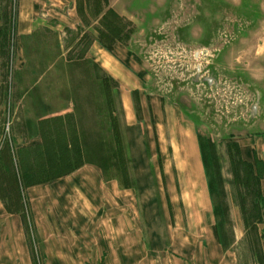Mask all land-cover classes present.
Segmentation results:
<instances>
[{
  "label": "rangeland",
  "instance_id": "1",
  "mask_svg": "<svg viewBox=\"0 0 264 264\" xmlns=\"http://www.w3.org/2000/svg\"><path fill=\"white\" fill-rule=\"evenodd\" d=\"M19 4L4 0L0 31V189L14 197L9 170L38 184L89 164L133 186L135 149L143 169L155 167L160 146L129 140L120 83L98 61L120 41L138 62L140 80L127 85L164 114L176 105L180 127L197 133L227 248L261 264L264 0H77L79 24L50 18L30 34H19ZM133 97L142 120L138 89Z\"/></svg>",
  "mask_w": 264,
  "mask_h": 264
},
{
  "label": "crops",
  "instance_id": "2",
  "mask_svg": "<svg viewBox=\"0 0 264 264\" xmlns=\"http://www.w3.org/2000/svg\"><path fill=\"white\" fill-rule=\"evenodd\" d=\"M76 1L19 0V34L33 33L50 18L74 27ZM99 52L98 61L120 83L119 110L129 140L138 135L137 145L160 146L149 158L155 167L143 169L144 156L135 149L130 187L89 164L21 187V200L18 188L10 198L0 189V264H244L237 249L219 241L195 130L180 127L176 105L164 114L139 85L140 120L136 89L126 81L140 80L134 71L138 62L120 41L112 53ZM244 158L251 160L252 152L246 150ZM25 207L31 216H25Z\"/></svg>",
  "mask_w": 264,
  "mask_h": 264
},
{
  "label": "trees",
  "instance_id": "3",
  "mask_svg": "<svg viewBox=\"0 0 264 264\" xmlns=\"http://www.w3.org/2000/svg\"><path fill=\"white\" fill-rule=\"evenodd\" d=\"M109 13H112V14H113V11L110 10V11H108L107 14H109ZM106 16H107V15H106ZM115 17H117V18L120 20L118 14H116ZM117 41H118V39H117ZM107 48H108L109 51H113L114 46H113V47H107ZM203 160H204V165H205V169H206V175H207L208 185H209V189H210V194H211V196H212V193H211V190H212V188H211L212 183H211V182H212V181L210 180V177H209L208 172H207V166H206L207 164H206V162H205V159L203 158ZM248 163H249V162H248ZM257 163H260V162L257 161ZM261 163H262V162H261ZM75 170H76V169H74V170H68V171H66V172H63L62 174H57V175H55L54 177L57 178V177H60V176H62V175H67V174L72 173V172L75 171ZM11 171H12V170H9L8 173L11 174V176L13 177V179H14V181H15V183H16L15 187L13 188V190L16 189V188L20 189L21 187L23 188V187H25L26 185H31V184H33V183H30V184L24 183V179H23V178H24L25 176H27L26 174L23 173V175H20V174H18L16 171H13V173H12ZM11 176H10V177H11ZM54 177H53V178H54ZM11 179H12V178H11ZM122 185L125 186V187H130V186H131L129 183L125 184V182H124ZM19 193H21V191H19ZM21 199H22V198H19V200H21ZM24 211H25V212H24L25 216H31V214H30V212H29V210H28L27 207L24 208ZM216 229H217V226H216ZM217 232H218V237H219V241H220L221 245H222L224 248L229 249V248H227V244L225 243V240L223 239L222 235L219 233L218 229H217ZM261 264H264V258H263V261H262Z\"/></svg>",
  "mask_w": 264,
  "mask_h": 264
},
{
  "label": "flooded vegetation",
  "instance_id": "4",
  "mask_svg": "<svg viewBox=\"0 0 264 264\" xmlns=\"http://www.w3.org/2000/svg\"><path fill=\"white\" fill-rule=\"evenodd\" d=\"M206 51V53H208V50H205Z\"/></svg>",
  "mask_w": 264,
  "mask_h": 264
}]
</instances>
